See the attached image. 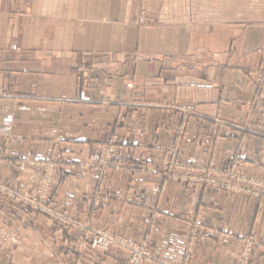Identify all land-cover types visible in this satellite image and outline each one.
I'll list each match as a JSON object with an SVG mask.
<instances>
[{"label": "crops", "instance_id": "crops-1", "mask_svg": "<svg viewBox=\"0 0 264 264\" xmlns=\"http://www.w3.org/2000/svg\"><path fill=\"white\" fill-rule=\"evenodd\" d=\"M140 12L149 24L131 23ZM262 64L264 0H0V187L30 197L40 175L31 160L85 154L111 135L121 151L157 164L181 121L179 158L264 175V84L254 76ZM161 178L111 169L99 189L135 201L110 199L93 221L148 239L175 264H231L242 237L264 243V198L187 191ZM92 183L68 170L51 205L82 215ZM154 191L160 216L149 227L140 203ZM27 211L0 195V219L19 231L17 244L0 242V264H76L66 236ZM83 262L123 264L93 252ZM251 264H264V250Z\"/></svg>", "mask_w": 264, "mask_h": 264}, {"label": "rangeland", "instance_id": "rangeland-1", "mask_svg": "<svg viewBox=\"0 0 264 264\" xmlns=\"http://www.w3.org/2000/svg\"><path fill=\"white\" fill-rule=\"evenodd\" d=\"M131 23L143 26L149 24V21L145 19L144 13L140 12L131 20ZM254 76L256 84H264V64L256 69ZM3 93V88L0 85V96ZM165 105L168 106L170 104L166 102ZM116 121L120 120L116 119ZM175 129L176 131L172 133V141L159 146L162 156L157 164L151 160L134 159L130 155L131 152L128 147L121 151L117 137L111 135L94 143L92 145L94 148L90 149V151L87 150L85 154H74L73 151H69V155L48 154L42 160H31L30 164L38 163L40 165V175L33 195L25 198L3 190L1 187L0 195L6 197L10 203L27 207L28 213L26 215L39 213L46 216L55 225L56 229L66 236V247L71 256L75 258L76 264H84L83 260L87 252H93L98 255L116 254L120 257L123 264H129L125 259L126 254L121 248L112 243H109L107 248H103L102 245L98 244L99 238L102 236L108 237L112 241H125L132 246H136L147 252L153 260L162 264H175L155 255L152 251V244L148 239H130L124 235L106 230L93 221V215L98 207L110 199L120 202L135 201L136 195L134 194L130 195L131 197H126L125 195H120L121 193L119 192L99 189L102 179L111 169L125 171L132 168L145 175H160L165 181L177 183L187 191L200 192L216 189L231 195H243L255 200L264 198V175H247L237 163L217 165L213 160L193 162L179 158L178 151L185 131L184 122H179ZM71 169L75 171L77 177L90 174L93 179V191L83 198L86 210L82 215L73 213L66 207H54L51 205L53 191L61 185L67 176V171ZM159 198L160 193H155L154 191V195L148 197L145 202H139L148 213L146 219L149 227H153L156 219L160 216L158 208ZM221 235L230 236L228 233H221ZM201 236L202 234L198 231L193 232L187 241L188 249H192L197 238L200 239ZM0 242L10 244L19 242V231L11 228L5 219H0ZM256 250H264V243L259 242L254 235L242 237L231 264H251ZM245 251L247 256L244 262L243 258L241 259V255ZM179 264L195 263L185 260Z\"/></svg>", "mask_w": 264, "mask_h": 264}, {"label": "built area", "instance_id": "built-area-1", "mask_svg": "<svg viewBox=\"0 0 264 264\" xmlns=\"http://www.w3.org/2000/svg\"><path fill=\"white\" fill-rule=\"evenodd\" d=\"M112 243L113 245L121 248L125 254V259L129 264H162L156 260H153L147 252L142 251L136 246H132L125 241H112L110 238L102 236L99 238L98 244L102 245L103 248H107L108 244ZM247 256V252L245 251L241 255V259L245 262V257Z\"/></svg>", "mask_w": 264, "mask_h": 264}, {"label": "bare ground", "instance_id": "bare-ground-1", "mask_svg": "<svg viewBox=\"0 0 264 264\" xmlns=\"http://www.w3.org/2000/svg\"><path fill=\"white\" fill-rule=\"evenodd\" d=\"M80 240V239H79Z\"/></svg>", "mask_w": 264, "mask_h": 264}]
</instances>
